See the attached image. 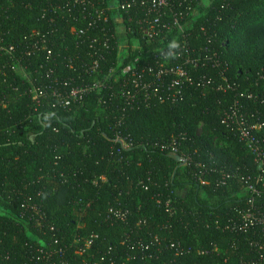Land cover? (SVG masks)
Instances as JSON below:
<instances>
[{"label": "trees", "instance_id": "1", "mask_svg": "<svg viewBox=\"0 0 264 264\" xmlns=\"http://www.w3.org/2000/svg\"><path fill=\"white\" fill-rule=\"evenodd\" d=\"M125 1L110 8L109 0H0V264H41L42 250L55 253L53 264H81L87 255L74 254L75 240L84 244L92 236L89 253L100 264H257L262 252L251 242L261 240L263 226H230L249 212L264 215V181L259 195L245 191L259 169L245 143L221 123L229 101L222 91L192 85L176 101L125 105L122 70L157 46L129 20L140 11L117 9ZM94 5L105 8L108 22L92 21ZM116 14L129 39L123 66ZM199 14L189 42L194 53L211 47L201 26L217 33L214 47L227 77L264 98V0H209ZM73 27L85 28L84 37ZM35 33L48 38L49 59L34 48ZM95 38L109 39V46L99 72L89 74L90 45L101 49L91 43ZM177 42L183 44L180 36ZM95 80L102 88L75 104L64 107L53 94ZM248 109L264 118L261 101ZM118 134L133 146L125 149ZM113 208L127 218L113 217ZM140 241L154 243L159 258H143L148 252ZM178 241L185 247L180 254L168 249Z\"/></svg>", "mask_w": 264, "mask_h": 264}, {"label": "built area", "instance_id": "2", "mask_svg": "<svg viewBox=\"0 0 264 264\" xmlns=\"http://www.w3.org/2000/svg\"><path fill=\"white\" fill-rule=\"evenodd\" d=\"M116 0L114 1V3ZM182 2L186 6H182ZM202 2V1H201ZM75 4L88 5L89 0H74ZM114 3H109V7H115ZM193 0H126L122 4L116 3L117 9L126 12L136 13L141 12V16L133 14L129 15V20L134 22L136 31L141 35L142 39L149 44L157 45L152 51L144 56H138L135 60L127 65L122 70V76L124 77L121 83L120 96L124 100L125 105L130 108L135 107L142 99L144 102H149L153 99H157L161 102L176 101L183 97L189 86H195L201 88L203 91H222L224 93L225 100L229 101L228 105L222 109L221 123L225 127L238 135L240 139L245 143L249 150L254 155V160L258 165V176L254 182L249 183L245 188L248 193L259 195L258 186L263 184L264 181V118L261 116L260 111L252 112L248 109L249 102L261 101L264 103V98L261 94H257L251 91L249 88L245 90H239L237 84L229 79L226 75V68L223 67V62L219 51L214 47V39L217 33L208 35L207 28L201 26V35L207 37L211 47L205 49V53H194L190 42L191 28L198 20L199 5L192 6ZM108 7V8H109ZM94 11L91 13L90 18L94 23L102 21L103 19L108 22L109 17L106 16V10L104 7H93ZM83 14V13H82ZM87 14H83V18H86ZM115 18H120V14L113 15ZM119 19L116 26L117 35L119 25H125ZM127 32V29L125 27ZM177 31L178 38H182L183 44L176 50L168 49V45L171 41L176 40L177 37H172L173 31ZM72 32L77 38H82L85 35V28L73 27ZM37 39L34 43V48H42L46 52V58L52 55L51 49L48 47V38L42 37L41 34L35 33ZM137 41V45L134 43V47L141 48L140 40ZM100 43L101 49L93 48V44L90 47L94 50L92 52V61L89 66L86 67V72L89 74H95L100 70V61L104 59L103 50L109 46V39L99 41L95 38L91 43ZM119 42V41H118ZM120 43L118 52V65L123 66L124 61L121 63L120 57ZM1 49V48H0ZM12 50V49H10ZM10 50H7L10 53ZM169 51H175L179 54L175 58H166ZM129 52V51H128ZM128 56V55H127ZM17 65V64H16ZM15 65V69H16ZM19 65V64H18ZM21 66V65H20ZM22 67V66H21ZM23 68V67H22ZM209 68V69H207ZM24 69V68H23ZM204 72H199L200 70ZM25 70V69H24ZM213 70V71H212ZM218 70V72L216 71ZM26 71V70H25ZM27 72V71H26ZM213 73V74H212ZM217 73V74H216ZM28 81H31L28 80ZM101 80H95L91 85L81 84L71 87L65 93L58 90H54L53 94L59 100L61 105L68 106L81 101L86 96L90 89H101L103 86ZM34 96H37L35 88L32 89ZM118 142L127 149L133 146V143L125 140L121 135H117ZM175 152L174 145L168 146ZM120 153V151H118ZM205 183L204 181H202ZM113 213V217L118 219H126V213H123L117 209L110 210ZM41 216V215H40ZM37 221L40 218L36 219ZM263 226L261 233V240H253L252 246L259 249L260 260L257 264H264V215H255L251 212L242 215L241 223H235L232 227L234 230ZM93 241V236L88 238L84 244H80L81 240L76 239L75 255H87V258L81 261V264H100L98 261H93L94 254L89 253ZM156 242L159 244V239L156 237ZM140 246L145 248L148 252L143 258L154 259L159 258V252L161 250H155L154 243L149 242L143 244L140 241ZM168 249H174L177 254L183 253L185 247L178 242H172L168 245ZM188 252L191 251L189 247ZM43 256L47 259L41 264H53L52 259L54 252L49 250L44 251ZM104 260V259H102ZM253 264L256 261L252 262ZM62 264H73L69 260H63ZM165 264H171L165 261Z\"/></svg>", "mask_w": 264, "mask_h": 264}, {"label": "rangeland", "instance_id": "3", "mask_svg": "<svg viewBox=\"0 0 264 264\" xmlns=\"http://www.w3.org/2000/svg\"><path fill=\"white\" fill-rule=\"evenodd\" d=\"M111 3H114V0H109ZM209 0H202L201 5L200 6H206L208 5ZM118 34H119V43L121 45L120 47V57H121V63L124 61V59L127 57L128 55V49H129V39L127 36V32L125 30V27H123V25H119V29H118ZM135 45H137V41L133 42ZM16 71H18L20 73V75L22 76V78L26 79V80H30L31 79V75L26 72L20 65H16Z\"/></svg>", "mask_w": 264, "mask_h": 264}, {"label": "clouds", "instance_id": "4", "mask_svg": "<svg viewBox=\"0 0 264 264\" xmlns=\"http://www.w3.org/2000/svg\"><path fill=\"white\" fill-rule=\"evenodd\" d=\"M181 47V45L176 41V40H173L169 43L168 45V49L170 50H176V49H179ZM179 53L178 52H175V51H169L166 55V58H175Z\"/></svg>", "mask_w": 264, "mask_h": 264}, {"label": "water", "instance_id": "5", "mask_svg": "<svg viewBox=\"0 0 264 264\" xmlns=\"http://www.w3.org/2000/svg\"><path fill=\"white\" fill-rule=\"evenodd\" d=\"M178 159H180V158L178 157Z\"/></svg>", "mask_w": 264, "mask_h": 264}]
</instances>
